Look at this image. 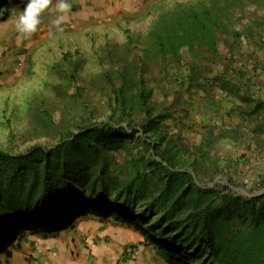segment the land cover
I'll use <instances>...</instances> for the list:
<instances>
[{"label":"rangeland","instance_id":"374dc122","mask_svg":"<svg viewBox=\"0 0 264 264\" xmlns=\"http://www.w3.org/2000/svg\"><path fill=\"white\" fill-rule=\"evenodd\" d=\"M69 2L72 7L60 30L54 24L57 13L48 9L37 32L20 44L15 20L21 10L9 9L11 30L0 53L1 151L52 148L93 124L111 122L135 130L150 124L147 134L137 131L131 141L108 153L109 172L118 185L124 186L137 169L150 181L152 190L140 205L162 189L148 164L147 137L178 168L194 171L199 186L242 193L264 190V166L245 159L264 153V137L244 130L237 140V133L232 136L224 126L227 113H220L227 97L238 108L245 101L264 107L263 100L243 101L240 94L247 85L248 91L264 89V0H133L119 10L112 8L114 15L81 18L82 4ZM195 15L210 19L217 57L204 47L185 46L176 57L162 55L157 35L190 23ZM143 91L149 93V118L139 104ZM261 117V125L249 124L264 131ZM157 219L149 216L147 225Z\"/></svg>","mask_w":264,"mask_h":264},{"label":"trees","instance_id":"16d2710c","mask_svg":"<svg viewBox=\"0 0 264 264\" xmlns=\"http://www.w3.org/2000/svg\"><path fill=\"white\" fill-rule=\"evenodd\" d=\"M10 7L22 10L24 3L0 0V22L9 18ZM193 19L157 35L162 55L176 57L185 46L204 47L217 57L210 19ZM148 95L139 94L147 118ZM150 130V124L135 130L100 123L66 135L52 148L35 145L18 154L0 150V254L19 244L25 231L47 237L72 228L81 217L112 216L117 222L146 226L149 216H157L147 225L146 240L165 264H264V190L242 193L199 186L194 171L178 168L148 137L145 151L151 156L152 177L162 185L159 194L139 204L152 190L139 169L124 186L118 185L109 172L108 153L131 141L137 131Z\"/></svg>","mask_w":264,"mask_h":264},{"label":"crops","instance_id":"0c3cea01","mask_svg":"<svg viewBox=\"0 0 264 264\" xmlns=\"http://www.w3.org/2000/svg\"><path fill=\"white\" fill-rule=\"evenodd\" d=\"M78 2L82 4V7L77 17L81 18V16H89L90 13L91 15L100 13L99 16L114 15L109 13L112 8L119 10V5L129 6L133 0H121L119 4L117 0H78ZM51 10L55 11L54 4L50 5L49 11ZM9 30H11L10 19L0 24V53L6 45L3 39ZM247 78L245 76L244 80ZM253 79L256 78L253 77ZM248 86L240 91V94L243 93L244 96L243 101L248 98L253 99L252 97L264 101V89L253 92L248 91ZM232 100L227 97L228 103L225 104L224 111H220L223 114L227 113V119L223 122L227 132L232 136L237 133V140H240L239 133L244 130L246 132L249 130L247 134L250 136L255 134L259 138L264 137V131L249 124L253 122L261 125L264 107L262 105L256 107L245 101L244 106L238 108ZM218 117L222 118L221 115L216 118ZM224 118L225 115L222 119ZM245 159L253 160L258 166L260 164L264 166V153L260 156L247 154ZM147 235L150 236L136 222L121 223L114 221L112 216L106 219L81 217L72 228L51 236L43 237L25 231L19 244L7 253L0 254V264H165L148 245ZM130 248L134 249L132 254Z\"/></svg>","mask_w":264,"mask_h":264},{"label":"clouds","instance_id":"9594fccd","mask_svg":"<svg viewBox=\"0 0 264 264\" xmlns=\"http://www.w3.org/2000/svg\"><path fill=\"white\" fill-rule=\"evenodd\" d=\"M22 2L24 3V7L15 20L16 40L18 44L37 32L41 24L42 14L49 9L50 5L54 4V9L57 13L54 24L58 30H60L66 14L72 7L69 0H22Z\"/></svg>","mask_w":264,"mask_h":264},{"label":"built area","instance_id":"2783aa9c","mask_svg":"<svg viewBox=\"0 0 264 264\" xmlns=\"http://www.w3.org/2000/svg\"><path fill=\"white\" fill-rule=\"evenodd\" d=\"M134 252V249L133 248H130V253L132 254Z\"/></svg>","mask_w":264,"mask_h":264},{"label":"water","instance_id":"95a60500","mask_svg":"<svg viewBox=\"0 0 264 264\" xmlns=\"http://www.w3.org/2000/svg\"><path fill=\"white\" fill-rule=\"evenodd\" d=\"M262 192V191H261ZM243 193H245V192H243Z\"/></svg>","mask_w":264,"mask_h":264}]
</instances>
